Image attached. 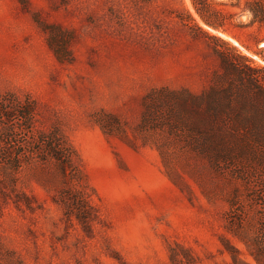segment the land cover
<instances>
[{"label": "rangeland", "instance_id": "1", "mask_svg": "<svg viewBox=\"0 0 264 264\" xmlns=\"http://www.w3.org/2000/svg\"><path fill=\"white\" fill-rule=\"evenodd\" d=\"M210 1L212 24L194 0H0V94L28 95L39 128L67 136L93 209L87 228L66 218L50 162L23 164L14 189L0 170V262L4 246L25 264H231L219 240L231 185L182 145L165 163L101 127L106 112L136 123L152 87L201 91L212 46L264 65L250 0Z\"/></svg>", "mask_w": 264, "mask_h": 264}, {"label": "trees", "instance_id": "2", "mask_svg": "<svg viewBox=\"0 0 264 264\" xmlns=\"http://www.w3.org/2000/svg\"><path fill=\"white\" fill-rule=\"evenodd\" d=\"M194 4L203 20L212 24L210 14L216 12L211 1L194 0ZM248 9L253 21L264 23V0L248 1ZM223 43L222 49L212 46L219 64L201 91L152 87L143 97L136 123L106 112L101 127L129 145L154 146L165 163L174 145L207 161L211 171L231 185L222 215L221 252L229 255L231 264H264V65L254 64ZM51 45L57 57L64 59ZM37 116L36 104L28 95L22 99L0 94L2 183L14 189L13 175L23 164L52 163L61 177L54 201L68 220L74 217L87 228L93 209L78 155L60 128H39ZM21 197L32 209L28 197ZM1 249L0 263L25 264L12 249Z\"/></svg>", "mask_w": 264, "mask_h": 264}]
</instances>
